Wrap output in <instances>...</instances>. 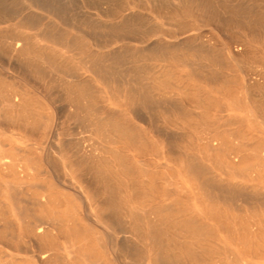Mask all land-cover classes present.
I'll list each match as a JSON object with an SVG mask.
<instances>
[{
  "label": "bare ground",
  "instance_id": "bare-ground-1",
  "mask_svg": "<svg viewBox=\"0 0 264 264\" xmlns=\"http://www.w3.org/2000/svg\"><path fill=\"white\" fill-rule=\"evenodd\" d=\"M7 20L0 123L38 146H0V264H264V0H0Z\"/></svg>",
  "mask_w": 264,
  "mask_h": 264
},
{
  "label": "rangeland",
  "instance_id": "rangeland-1",
  "mask_svg": "<svg viewBox=\"0 0 264 264\" xmlns=\"http://www.w3.org/2000/svg\"><path fill=\"white\" fill-rule=\"evenodd\" d=\"M133 7H134V10L135 11H139V8L138 7H136V6H133ZM147 13H149L150 15H152L159 22L163 23L164 24V27L167 28V29L164 28L165 31H169V29H170V31L179 32V28L177 26L169 25V23H171L172 21L168 17V14L163 13V14L158 15L153 10H149V11H147ZM15 24H16V20H7V21H4V22H2L0 24V28H3V29L4 28H9V25H10V27H13ZM232 30H234V31L232 32ZM241 32H244V34H247L248 37H250L249 31L247 29L240 31L237 28L236 29H231L230 36L231 37L239 36ZM152 39H155V37L152 38ZM234 45H237V44H234ZM253 45L255 47H259L260 46V44H257V43L256 44H253ZM14 63L15 62H12L10 64L9 61H7V59L0 58V70L4 73L5 76H11V78H14L16 80L22 79V76L15 69H13V66L11 67V65H15ZM254 64L256 65L255 67H257V69H261L262 68L261 66H259V62H255ZM35 84L38 87V90L41 91V89H42L41 85L38 84V83H35ZM213 96L216 97V98H218V99H220V100H224L225 99V98H223L222 95L217 94L215 92H213ZM215 112L216 111H213V113H215ZM216 114H217V112H216ZM224 114L230 115V116L231 115H233V116L234 115L235 116H242V117H245V118L248 117V115L244 111H241V110H239V109H237V108H235L233 106H229L228 110ZM257 117H258V121L261 124V128H256L255 125L252 124L251 122L245 124L244 127L249 128L250 131L257 138H259L261 140H264V123H263V120H262L261 117H259V116H257ZM236 126L237 125H233L232 127H236ZM20 132L21 131H20V128L18 126H15V125H6V124H3V123H0V146H2L3 149H10V146H5V144L7 143L6 137H9L10 139H12V144H17V145L22 146L23 148H25L27 150L33 148V146L34 147H37L38 146V144H36L38 142V136L34 135V136L30 137V139H29V138H26V134H25L23 137H19L17 133H20ZM15 133H16L17 136L15 135ZM53 140H54L53 136L49 137V139L47 141V144H50V143L52 144ZM1 141H4V142H1ZM19 157H21V156H19ZM49 177H51V176L40 177V179H42L43 181H45ZM52 177L55 178V175H53ZM222 177L223 178H226V175L225 174H222ZM58 192L63 193L64 195H68V194L69 195H73L76 198L82 197L73 188H71L68 185V182H64L63 185L58 189ZM211 223H213L214 225L216 224L215 221H213V220H211ZM224 237H225V235H224L223 231L220 230L218 232V238H224ZM33 245H35V244L33 243ZM33 249L34 250H37L36 246H33ZM21 255H22V257L27 258V256L28 255H31V254L30 253L27 254L25 252H21Z\"/></svg>",
  "mask_w": 264,
  "mask_h": 264
}]
</instances>
